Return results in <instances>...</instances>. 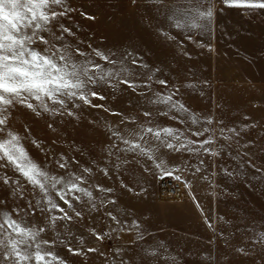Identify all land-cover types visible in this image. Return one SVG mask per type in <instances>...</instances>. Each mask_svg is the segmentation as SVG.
<instances>
[{
    "label": "crops",
    "instance_id": "1",
    "mask_svg": "<svg viewBox=\"0 0 264 264\" xmlns=\"http://www.w3.org/2000/svg\"><path fill=\"white\" fill-rule=\"evenodd\" d=\"M209 3L214 13L209 28L177 29L168 19L169 12L176 8L184 9L190 4L203 10ZM138 13L148 15L150 67L129 68V78L140 85L135 91L124 84L115 89L101 85L98 91L106 98H93L102 105L94 112L99 114L95 119H99L101 132L90 134L87 118L84 138L79 142L84 141L85 149L95 158L115 159L122 181L134 183L127 188L141 189L143 181L157 184L158 170L138 152L123 151L126 145L116 140L110 129L132 139L128 134L141 126L172 128L183 133L182 140L197 141L210 133L196 137L192 135L194 131L211 128L215 142L205 147L219 155L212 156L203 149L176 152L159 148L157 162L163 159L167 166L180 169L176 174L182 177L186 196L177 201L131 198L128 204L142 208L129 211L127 219L132 224L122 231V241L120 230L117 253L119 264H189L192 257L207 253L212 255V264H219L217 255L221 251L217 242L208 247L199 241L207 242L202 230L208 222L231 220L223 205L230 199L229 191L237 188L236 175L254 171V130L260 131V143L263 141L264 9L226 7L223 0H127L123 14ZM159 80L167 81V87ZM145 83L150 87H144ZM172 93L173 100L183 104L187 112L169 110L158 102ZM166 111L167 115H161ZM144 112L151 116L145 117ZM193 116L198 121L195 124ZM208 119L211 125L206 123ZM145 139L146 145L139 141L144 147L158 144L150 134ZM146 167L151 171H145ZM212 233L211 228V237Z\"/></svg>",
    "mask_w": 264,
    "mask_h": 264
},
{
    "label": "snow or ice",
    "instance_id": "2",
    "mask_svg": "<svg viewBox=\"0 0 264 264\" xmlns=\"http://www.w3.org/2000/svg\"><path fill=\"white\" fill-rule=\"evenodd\" d=\"M156 2L162 3L163 0H156ZM223 3L226 7L264 9V0H223ZM72 11L75 9L68 6L67 0H0V134H3L0 135V170L11 168L24 183H21L19 178L13 179L8 176L6 172L0 175V181L6 186H12L11 191L18 193L21 198H23L25 184L31 186L33 195L38 191L41 197L35 204L29 200L27 209L14 207L8 211L0 208V264H66L63 258L52 250L57 244L56 240L40 239L41 234L54 226L57 221L73 219V216L69 215L54 197L72 209L76 217L82 216V213L76 211L73 205V201L79 202L81 199V195L77 193L89 200L93 197L91 191L81 187L87 182L82 175L75 173L67 176L51 175L30 158L21 144L19 134L7 127L10 110L20 105L36 115L46 112L74 116L75 113L68 108L69 102H72L73 107L80 106L76 103L77 101L91 107H101L93 105L91 98L101 100L106 98L98 91L102 84H107L113 89L119 84H124L133 91L140 86L135 80L129 78L132 73L124 63V58L112 59L111 55H105L98 49H93L96 57L106 64L116 66L108 69L96 63L90 54L81 51L79 47L73 48L66 37L75 36V33L61 22L62 18ZM213 14L211 3L203 10L193 8L189 4L184 9L176 8L169 12L168 19L177 29L191 30L209 28ZM168 38L173 39L171 36ZM188 38L191 39L190 36ZM81 57L83 61L79 59ZM131 63L137 67H144L135 58L131 60ZM158 83L167 87L165 80H159ZM143 86L150 87L147 83ZM176 91L178 92V89ZM174 95L175 93H172L160 97L158 102L164 104L169 110L187 112L188 109L183 104L173 100ZM167 114V111L161 113V115ZM143 115L150 117L151 113L144 112ZM192 122L194 124L198 122L196 117H192ZM206 123L211 125L212 120L208 119ZM110 131L116 140L126 145L123 151L138 152L139 155L151 161L154 168L158 170L156 178L161 180L165 178L182 180V177L176 174L180 169L167 166L163 159L157 162L156 152L161 147L176 152L181 150L194 152L203 149L204 153L212 156L219 155L211 147H205L215 142L214 132L208 127L192 133L196 137L210 133L205 139L197 141L187 138L182 140L183 133L172 128L141 126L128 134L132 139L117 131L111 129ZM228 131L239 135L235 129ZM223 132L224 130L221 129V134ZM149 134L158 141L155 147H144L139 142L148 144L145 137ZM33 143L36 142L33 141ZM191 145H198L199 148L190 147ZM113 147H116V144H113ZM56 164L61 169H66L68 166V162L63 157L57 160ZM145 171H151V169L146 167ZM196 171L199 172L200 169L197 168ZM83 172L90 173L91 169L84 168ZM105 175H107L106 170ZM97 188L100 191H111V189H102L99 185ZM41 202L44 207H40ZM3 203L5 202L0 201V204ZM37 209L48 213V225L37 226L29 223V217L35 215ZM108 215L117 224L120 223L111 212ZM133 226L139 228L135 222ZM208 226L212 227L210 222ZM120 230H124L123 226ZM94 234L97 239L104 238L98 233ZM66 247L74 255L82 254L81 249L72 248L70 243ZM87 251L96 250L90 248Z\"/></svg>",
    "mask_w": 264,
    "mask_h": 264
},
{
    "label": "rangeland",
    "instance_id": "3",
    "mask_svg": "<svg viewBox=\"0 0 264 264\" xmlns=\"http://www.w3.org/2000/svg\"><path fill=\"white\" fill-rule=\"evenodd\" d=\"M67 4L75 11L62 18L61 22L75 33V36L66 37L73 48L79 47L81 51L90 54L96 63L108 69L116 66L106 64L96 57L93 49H98L105 55H111L112 59L124 58V63L128 68L150 67V47L146 39L148 15L123 14L127 0H67ZM133 58L144 67L133 65L131 63ZM79 59L83 61L82 57ZM91 99L93 105L102 106L100 101ZM76 103L80 106L73 107L72 102L68 103V108L75 113L74 116L54 115L46 112L36 115L26 107L17 105L10 110L7 127L19 134L21 144L34 162L51 175L67 176L70 173L82 175L87 182L81 187L87 188L93 194L92 199L89 200L77 193L81 195V199L79 202L73 201V205L76 211L82 213L81 217H76L72 209L54 197L56 202L73 216V219L57 221L54 226L41 234L40 239L56 240L57 244L52 250L62 257L66 264H119L117 251L121 226L126 229L132 224V221L127 219L130 210L142 208L128 203L131 198H157V184L153 181H143L140 184L141 189L127 188L134 186V183L122 181V175L116 171L115 159L93 157L91 151L85 149L84 141H79L84 138L87 118L90 134L93 135L96 132L99 135L101 132L102 126L99 119H95L99 114L94 113L101 107H91L79 101ZM93 122L96 123L93 124ZM260 135L259 130L257 132L254 130V171L247 175H236L237 188L229 191L230 199L227 204L223 205L224 212L231 220L211 223L212 227H209L207 223L202 230L207 242L199 241V244L209 247L210 244L217 242L216 245L221 251L217 255L219 264H264V132L261 143ZM86 151L88 158L85 157ZM61 157L68 162L66 169H61L56 164ZM84 168L91 169V172L86 174L83 172ZM261 169H263L262 172ZM105 170L107 175H105ZM5 172L13 179L19 178L21 183H24L23 179L11 168L0 170V175ZM97 185L102 189H111V191H100ZM11 187L0 181V201L5 202L0 204L2 209L8 211L14 207L27 209L29 200L35 204L41 199L38 191L33 195L30 185L25 184L23 198L18 193H13ZM40 207H44L43 202ZM109 212L117 218L119 224L112 220L108 215ZM47 216V212L37 209L35 215L29 217V223L46 226L48 225ZM94 233L104 238L97 239ZM69 243L72 248L81 249L82 254L70 253L66 247ZM90 248L96 251H87ZM194 263L212 264V255L198 254L189 260V264Z\"/></svg>",
    "mask_w": 264,
    "mask_h": 264
},
{
    "label": "built area",
    "instance_id": "4",
    "mask_svg": "<svg viewBox=\"0 0 264 264\" xmlns=\"http://www.w3.org/2000/svg\"><path fill=\"white\" fill-rule=\"evenodd\" d=\"M157 198L161 201L179 200L186 196V187L182 180L165 178L157 181Z\"/></svg>",
    "mask_w": 264,
    "mask_h": 264
}]
</instances>
